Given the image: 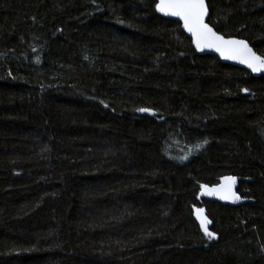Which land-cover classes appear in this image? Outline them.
Returning a JSON list of instances; mask_svg holds the SVG:
<instances>
[{"label":"trees","instance_id":"obj_1","mask_svg":"<svg viewBox=\"0 0 264 264\" xmlns=\"http://www.w3.org/2000/svg\"><path fill=\"white\" fill-rule=\"evenodd\" d=\"M207 2L264 57V0ZM156 4L0 0V264H264V75Z\"/></svg>","mask_w":264,"mask_h":264},{"label":"snow or ice","instance_id":"obj_2","mask_svg":"<svg viewBox=\"0 0 264 264\" xmlns=\"http://www.w3.org/2000/svg\"><path fill=\"white\" fill-rule=\"evenodd\" d=\"M156 10L164 15L178 17L183 21L184 28L191 33L192 42L197 50L204 48L212 49L220 54L224 59H235L240 63L247 65L252 72L264 70V57L258 56L243 40L225 39L223 35L218 34L205 22L208 15V8L205 0H159L156 4ZM35 51V50H34ZM39 62V58H37ZM244 91H247L245 89ZM107 107V105H105ZM141 112H148L149 109H139ZM206 144L207 141L205 140ZM200 144L195 145L199 149ZM181 161L187 157H181ZM235 177H222L220 184L208 188V185H200L202 192L207 190V194H220V199L232 198L234 201L240 197L231 191V186L235 183ZM227 193V194H223ZM204 209L194 208L196 219L199 221L200 229L209 239H216V234L209 230L211 224L206 216H203Z\"/></svg>","mask_w":264,"mask_h":264},{"label":"water","instance_id":"obj_3","mask_svg":"<svg viewBox=\"0 0 264 264\" xmlns=\"http://www.w3.org/2000/svg\"><path fill=\"white\" fill-rule=\"evenodd\" d=\"M157 3L159 2V0H156ZM205 3L207 5V8H208V15L207 17L205 18V22L209 24L210 27L213 28L214 31H216L218 34L220 35H223L225 37V39H236V40H243L247 43V45L252 49L253 52H255L258 56H261L263 57L262 55H260L255 49L254 47L250 44V42L247 40V39H244V38H241V37H236V36H225L224 34L218 32L215 27L209 22V17H210V8H209V4L207 2V0H205ZM159 12V11H158ZM162 16H164L165 18H168V19H174L178 22H180L181 24V27L183 29V31L187 34L188 37H190L192 39V36H191V33H189L183 26V21L180 20L178 17H173V16H168V15H164L163 13L159 12ZM193 43V42H192ZM193 46L194 48L196 49V51L199 53V54H211V55H215L217 56L222 62L224 63H228V64H231V65H235V66H238V67H241L247 71H249L253 76L255 77H260L262 75H264V70L262 71H259V72H252V70L250 68L247 67V65L245 64H242L240 63L238 60H235V59H224L223 57L220 56V54L212 49H209V48H204L202 51L201 50H197L195 44L193 43ZM143 109H149L150 111L148 112H141V114L143 115H150V116H154L157 114V112L153 109H150V108H143ZM223 177H235V183L231 186V191L236 193L240 199L239 200H236L234 201L232 198H228V199H220V194H214V195H209L207 194V190H204L203 192L201 191V198H204V199H207V200H212V201H219L221 203H224V204H229V205H238L240 203H244V202H247L249 201V199H245V198H242L241 195L238 193V188H239V185H240V181H241V178L239 176H236V175H225ZM222 178V177H221ZM221 178L219 179V182L215 185H208V188H212L218 184H220L221 182ZM223 194H227V193H223ZM204 209V208H202ZM203 216H206L209 220H211L209 218V216L207 215V212L206 210L204 209V212L202 214ZM196 216V215H195ZM197 220V219H196ZM198 221V220H197ZM212 222V221H211ZM199 223V221H198ZM212 226V223L208 225V228Z\"/></svg>","mask_w":264,"mask_h":264}]
</instances>
